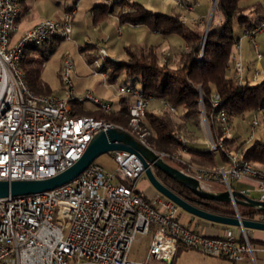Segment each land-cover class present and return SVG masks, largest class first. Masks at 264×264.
<instances>
[{
	"label": "built area",
	"instance_id": "2783aa9c",
	"mask_svg": "<svg viewBox=\"0 0 264 264\" xmlns=\"http://www.w3.org/2000/svg\"><path fill=\"white\" fill-rule=\"evenodd\" d=\"M172 1L184 5V0ZM76 6L74 0L60 19H42L10 45L12 34L18 31L20 0H0V180L55 175L81 158L97 132L111 127L123 129L104 118L74 114L73 102L89 100L103 113H111L114 106L91 90L83 96L76 94L74 62L68 55L63 58L60 93H35L25 82L21 59L27 46L43 45L56 36L72 39ZM180 19L187 24L186 16ZM263 32L264 21L244 29L242 34L252 41L258 58L261 55L256 37ZM235 47L238 49V43ZM170 56V52H165L163 60ZM94 57L95 64L102 61L101 68L109 59L106 47H97ZM229 64L235 84L242 86L245 66L235 50L231 51ZM255 74L261 72L256 70ZM116 91L129 102L130 124L136 138L149 146L142 125L153 95L128 80L119 84ZM162 102L177 113L175 107ZM211 103L216 109L222 101L214 94ZM263 116L264 105L253 114L248 141L256 135ZM216 120L223 135L231 136L228 112L220 108ZM202 124L211 141L210 150L224 151V164L200 166L185 160L182 150L155 151L166 161L186 166V171L181 170L196 178L203 188L218 182L231 192L236 190L232 181L250 180L251 184L238 191L249 197L255 193L257 196L252 198L264 201V169L225 150L223 140L213 138L204 113ZM177 138L186 143L182 136ZM111 159V168L93 162L77 178L52 190L0 198V264H171L179 247L195 248L234 262L247 257L255 262L256 254L264 253V243L253 242L243 227L232 226L217 237L192 230L181 221L182 209L177 204L159 192L147 198L139 188L145 168L136 154L115 151L111 152ZM232 204L238 215V206ZM254 219L264 221L262 216ZM138 234L147 237V255L142 260H131V248Z\"/></svg>",
	"mask_w": 264,
	"mask_h": 264
},
{
	"label": "trees",
	"instance_id": "16d2710c",
	"mask_svg": "<svg viewBox=\"0 0 264 264\" xmlns=\"http://www.w3.org/2000/svg\"><path fill=\"white\" fill-rule=\"evenodd\" d=\"M242 1L217 0L214 10V16L217 19L211 21L203 45L204 31H195L183 24L179 15L153 12L137 1L116 0L115 5L121 7L117 12L121 24H142L162 35L178 34L188 46L186 50L180 51L174 56L178 63L176 67H171V64L165 60L161 61L158 47L150 46L137 52L129 50L130 59L127 61L116 63L108 59L101 68L97 69L98 72L109 74L107 76L110 81H116L120 73L125 71L127 80L135 79V83H139L145 92H150L154 99L166 101L177 109L180 117L178 120L175 116L176 113L171 112L167 107L160 113L150 109L146 110L145 124L142 125V129L145 131L144 140L151 148L169 152L191 150L198 156L204 157L208 166H217L218 159L215 152L191 148L187 142L183 143L177 138L178 135H182L195 139L197 136H194V132L190 128L200 129V121L204 113L213 138L215 140L222 139L225 150L234 151L243 159L264 167V116L261 118L263 129L261 136H254L250 141L242 140L238 136L223 135L222 127L216 120V113L220 108L228 112L229 121H231L235 115L245 112L254 113L264 105V79L254 84L246 82L242 86H238L233 77L229 75L230 54L237 44L235 26L239 25L246 29L264 21V9L260 3L243 5ZM115 5L110 7L105 4L94 6V22L99 23L108 14L113 13ZM54 39L62 40L57 36ZM54 39H49L43 44L45 49L49 48V53L53 50ZM89 46L91 45L87 44L81 50L85 51ZM36 47L37 45H33V48ZM26 50L21 59V67L26 59ZM201 52L202 56H200ZM94 59V56L90 57L87 62L94 63ZM50 93L52 92L40 94ZM214 94H217L222 101V104L216 109L211 103ZM72 107L75 115H90L96 119H107L138 137L130 124L129 102L125 97H122L119 108L114 109L111 113L97 110V113L94 114L84 109L82 103L78 102H73ZM218 153L222 161L226 162L224 151L220 150ZM188 161L198 162L193 159ZM168 162L171 163V160ZM176 163L177 168L186 171V166L179 162ZM155 173L166 186L193 204L215 213L235 215L231 202L201 203L193 198L189 189L159 169H156ZM241 208L244 207L238 206L239 210ZM242 215L250 218L256 216L264 218V211L250 210L249 213L243 212Z\"/></svg>",
	"mask_w": 264,
	"mask_h": 264
},
{
	"label": "rangeland",
	"instance_id": "374dc122",
	"mask_svg": "<svg viewBox=\"0 0 264 264\" xmlns=\"http://www.w3.org/2000/svg\"><path fill=\"white\" fill-rule=\"evenodd\" d=\"M87 0H82L80 4V12H83V8L86 5ZM30 3L29 8L25 11H23V15L20 19H18V31L12 34V38L10 41V45H12L20 35L30 26V22L32 21H41L42 19L51 18V19H59L61 10H63L67 4L68 0H23L21 2V6L26 8V5ZM217 17L212 16V20H216ZM38 21V22H39ZM37 22V23H38ZM208 23V22H207ZM33 26V25H32ZM207 24L205 25L206 29ZM31 27V26H30ZM107 29L109 34H112V38L107 42H97L94 49L89 50L88 52H92L93 55H95L97 47L104 46L108 48L111 52H119L121 51V48L124 45V42L130 41L132 42V50H135V43L134 40H132L129 37L130 30L126 27H121L119 29L118 23L114 16L108 20ZM204 29V32H205ZM241 30V27L239 25L235 26V33L238 34ZM118 31L121 32V35H119ZM80 37L81 39H62V40H56V44L53 46V50L51 53H49V48L44 45L37 46L36 48H33V44L28 45L26 53H25V60L22 63V68L25 73V82L27 86L35 93H46V92H53V93H60L62 90V80H61V72L63 67V58L68 55L74 62V69L75 74L73 75V83L75 92L77 95L83 96L87 90H91L97 97L100 99H103L105 101H109L113 104L114 109L119 108L120 101L122 97L117 93L116 89L119 86V84L126 82L127 77L125 71L121 72L120 75L116 78V81H110L108 76L109 74L98 72L97 69L102 64V61H99V64L91 63L89 64L86 61L85 55H83L79 51V46L81 44H84V38L86 36L89 37V39L97 40L96 38H99L100 40V32L93 29L92 26L89 27H82L80 28ZM203 32V34H204ZM203 39V35H202ZM137 40V39H135ZM171 46L174 44L173 41H168ZM179 45V44H178ZM92 46H89L91 48ZM161 45L158 48L159 55L161 61L163 60L164 54L161 53ZM114 49V51H112ZM140 50V49H139ZM127 50V56L124 57L123 61L129 60ZM171 64V67H176L178 65L177 61L175 60V57L170 56L167 60H165ZM259 74V79L262 78ZM129 82H132L131 80H128ZM140 86V84H139ZM157 99H153L151 102V107L156 105ZM82 106L84 109L92 112L97 113L98 107L92 103L89 100H86L82 103ZM160 112H163L165 110V107H160ZM159 109V108H158ZM86 112V113H90ZM253 112H245L244 114L235 115L233 116L230 125V134L232 136H238L242 140H247V138L250 135L251 129H250V123L253 117ZM176 119L178 120L179 112L175 114ZM203 115L200 121V129L196 127L190 128L194 132L195 139H191V137L186 138V136H182L183 139L186 140V142L191 145L195 149H210L211 141L208 137L207 131L205 130L203 124ZM259 130H263L262 126L259 127ZM258 134V133H257ZM256 134V135H257ZM203 142V143H202ZM155 150V149H154ZM158 151V150H156ZM163 151V150H162ZM178 151V150H174ZM219 156V153H217ZM182 156L185 160L187 159H193V161L197 160V156H194L190 153H183ZM187 158V159H186ZM98 162V159L95 161ZM172 164H176V162H172ZM182 164V163H181ZM183 165V164H182ZM199 165V164H196ZM204 166H207L205 164H202ZM200 165V166H202ZM148 179L145 175H143L142 179L139 181L138 186L140 188L143 187V182L146 183ZM149 182V181H148ZM150 184V182H149ZM246 180L241 181H232V187L237 188H244L246 185H248ZM251 184V183H250ZM151 185V184H150ZM152 186V185H151ZM209 189H213L216 191H222L225 190V186L221 183H212L207 186ZM252 197H256L257 194L253 193L251 195ZM184 211V210H183ZM64 231L67 232V228H64ZM146 236H142L138 234L136 236V240L133 243V246L131 248L130 256L129 258L131 260H142L147 255V247H146ZM218 257L210 256L202 253L201 251L195 249V248H180L177 252V254L174 257L172 264H216Z\"/></svg>",
	"mask_w": 264,
	"mask_h": 264
},
{
	"label": "crops",
	"instance_id": "0c3cea01",
	"mask_svg": "<svg viewBox=\"0 0 264 264\" xmlns=\"http://www.w3.org/2000/svg\"><path fill=\"white\" fill-rule=\"evenodd\" d=\"M23 0H20V13H19V19L21 18V16L23 15V11L27 10L30 6V3L28 4V6L26 5L22 7L21 6V2ZM74 1V0H73ZM72 0H68V4L67 6L61 10V16L62 17L64 11H66L67 9H69L72 4H73ZM82 0H77V6H76V12L73 16V22H74V37L73 39H81L82 37H80V28L86 26H92L94 30L96 31H101L100 33V40H98L99 38H96L97 40H92L89 39L88 36H86L83 40H84V44H81L79 46V51L85 55L86 61L88 58L93 57L94 55L92 54V52H88L91 49L95 48V45L97 44V42L101 41V42H107L112 38V34H109L107 29V24H108V20H110V18L112 16L115 17L119 29H121V27H126L130 30V34L129 37L134 40V45H135V50H132V42L128 41L124 42L123 47L121 48V51L115 53V52H111L107 49V52L109 54V58H115V59H119L121 61H123L124 57L127 56V50H131L133 52H137L139 51V49L142 48H147L150 46H157L158 48L161 47V53H165V52H170L171 56L174 57L176 55V53L180 52V51H184L188 48L187 44L185 43L184 39L178 35V34H170V35H162L156 31H153L151 29H149L147 26L142 25V24H129V23H125V24H121L119 22V19L117 17V12L119 11V9L121 8L120 5H115L116 0H87L86 1V5L83 8V12H80L79 8H80V2ZM129 1H137L139 3H141L144 7H146L148 10L153 11V12H157V13H163V14H167V15H179L180 18L182 16H186L188 19L187 22V26L190 27L191 29L195 30V31H199L202 32L205 29V25L207 24L209 17L211 15V11H212V7H213V0H184V5H177L175 4L172 0H129ZM254 3H260L262 5V8L264 9V0H243L242 4L243 5H251ZM99 4H105L108 5L109 7L112 5H115L114 8V12L108 14L101 22L99 23H95L93 20V7ZM186 6H189L191 8V10H188L186 8ZM59 18V19H60ZM39 21V20H38ZM36 21H31L30 22V26L36 24L38 22ZM28 26V27H30ZM245 28L241 27V30L239 31L238 34L235 33L236 38H237V43L239 45L238 49L234 46V48L232 50L236 51V56L238 58H240L245 66V83H257L259 81H261L262 79H264V32L259 34L256 37V48L258 50V52L260 53L261 57L258 58L255 47L253 46L252 41L249 38H245L242 37L243 31ZM119 35H121V32L118 31ZM54 39V38H53ZM137 39V40H135ZM167 40L169 41H173L174 44H172V46L167 43ZM53 43H57L56 40H53ZM91 45V48H88L85 51H82V47L85 45ZM179 44V45H178ZM112 51H114V49H112ZM258 70L261 72L262 78L259 79V75L255 74V71ZM229 75L233 77L234 72L233 69H230L229 71ZM131 80L133 83L136 82L135 79H129ZM156 105L152 106L150 105V107L148 109L159 113L160 111V107H165V105L163 104L162 100H156ZM159 108V109H158ZM159 110V111H157ZM253 118V117H252ZM251 124V123H250ZM261 123L257 128L256 134L255 136H261L262 134V130H259V127H261ZM209 137V136H208ZM248 140V138H247ZM203 143V142H202ZM189 147L193 148L191 145H189ZM195 149V148H194ZM201 150V149H200ZM203 151H206L208 149H202ZM210 150V149H209ZM183 151V150H182ZM183 153H190L191 156H197V161L198 162H193L194 164H205L208 165L206 162V159H204V157L202 156H198L196 153L192 152L191 150H185L183 151ZM216 153V158L218 159L217 165L219 164H224L225 162L222 161V159L220 158V155L218 156ZM187 159V158H186ZM190 160V159H187ZM98 162L100 164H102L105 167L111 168L114 164L112 162L111 159V154H104L102 156H100L98 158ZM171 164V163H170ZM177 164V163H176ZM175 166V164H172ZM176 167V166H175ZM264 169V167H262ZM142 179V178H141ZM140 179V180H141ZM139 180V181H140ZM247 183H252L250 180H246ZM217 183V182H214ZM212 184V183H211ZM248 184V185H249ZM140 188V187H139ZM142 191L145 192L147 198H151L154 195L157 194V191L149 184V182L147 181L146 183L143 182V187L140 188ZM206 189H209L208 187ZM240 188H237L236 190H238ZM242 189V188H241ZM209 190H213V189H209ZM216 191V190H213ZM244 208H241L240 210L238 209L239 213L242 214L243 212H249L251 209L247 208L245 206H242ZM180 219L181 221L189 226L192 230L201 233L205 236H210V237H217V236H223L225 231L229 228H231L232 226H228V225H223V224H219V223H213L207 220H204L202 218L196 217L194 215H191L183 210H181L180 214ZM235 228V227H233ZM248 233L249 236L251 238V240L253 242H258V243H264V231L261 230H253V229H248ZM183 248V247H180ZM179 248V249H180ZM219 259H217L216 264H264V253H258L256 254V261H252L250 258H245L242 261H238V262H234L231 261L229 259L226 258H221L218 257Z\"/></svg>",
	"mask_w": 264,
	"mask_h": 264
},
{
	"label": "water",
	"instance_id": "95a60500",
	"mask_svg": "<svg viewBox=\"0 0 264 264\" xmlns=\"http://www.w3.org/2000/svg\"><path fill=\"white\" fill-rule=\"evenodd\" d=\"M216 3L217 0H214L211 15L203 34V44L208 34ZM109 59L116 63L121 62L119 59ZM115 151H128L136 154L144 165L145 176L152 187L177 204L185 212L213 223L264 231V221L262 220L246 217L240 213L237 215L236 212L235 215L219 214L193 204L166 186L157 177L155 171L159 169L168 177L185 186L194 196L193 198L201 203L209 204L214 201L231 202L237 206L250 208L253 211H264V201L249 197L238 190L229 192L228 190L213 191L203 188L199 181L192 175L185 173L162 159L153 148L143 144L130 132L116 127L97 132L89 142L81 158L75 161L70 167L55 175L43 179L0 180V198L41 193L67 184L77 178L100 156Z\"/></svg>",
	"mask_w": 264,
	"mask_h": 264
}]
</instances>
